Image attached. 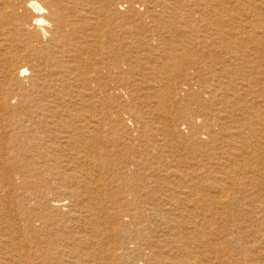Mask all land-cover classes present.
Returning <instances> with one entry per match:
<instances>
[{"label":"bare ground","instance_id":"6f19581e","mask_svg":"<svg viewBox=\"0 0 264 264\" xmlns=\"http://www.w3.org/2000/svg\"><path fill=\"white\" fill-rule=\"evenodd\" d=\"M0 264H264V0H0Z\"/></svg>","mask_w":264,"mask_h":264}]
</instances>
